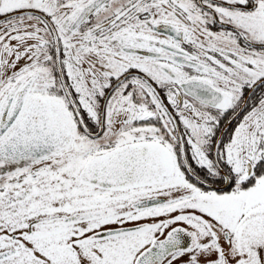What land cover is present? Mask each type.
I'll return each mask as SVG.
<instances>
[{
  "label": "snow or ice",
  "instance_id": "obj_1",
  "mask_svg": "<svg viewBox=\"0 0 264 264\" xmlns=\"http://www.w3.org/2000/svg\"><path fill=\"white\" fill-rule=\"evenodd\" d=\"M0 264H264V0H0Z\"/></svg>",
  "mask_w": 264,
  "mask_h": 264
}]
</instances>
